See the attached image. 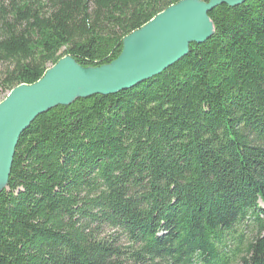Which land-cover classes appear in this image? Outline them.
Instances as JSON below:
<instances>
[{
    "label": "trees",
    "instance_id": "trees-1",
    "mask_svg": "<svg viewBox=\"0 0 264 264\" xmlns=\"http://www.w3.org/2000/svg\"><path fill=\"white\" fill-rule=\"evenodd\" d=\"M180 0H0V102L116 59ZM210 1V0H202ZM160 74L39 114L0 189V264H264V0Z\"/></svg>",
    "mask_w": 264,
    "mask_h": 264
},
{
    "label": "water",
    "instance_id": "water-1",
    "mask_svg": "<svg viewBox=\"0 0 264 264\" xmlns=\"http://www.w3.org/2000/svg\"><path fill=\"white\" fill-rule=\"evenodd\" d=\"M245 0H180L123 39L112 62L83 67L71 56L50 66L37 82L13 88L0 102V189L8 183L20 134L41 113L77 98L114 94L146 81L188 54L214 33L209 12L219 4Z\"/></svg>",
    "mask_w": 264,
    "mask_h": 264
},
{
    "label": "bare ground",
    "instance_id": "bare-ground-1",
    "mask_svg": "<svg viewBox=\"0 0 264 264\" xmlns=\"http://www.w3.org/2000/svg\"><path fill=\"white\" fill-rule=\"evenodd\" d=\"M47 71V70H46Z\"/></svg>",
    "mask_w": 264,
    "mask_h": 264
}]
</instances>
